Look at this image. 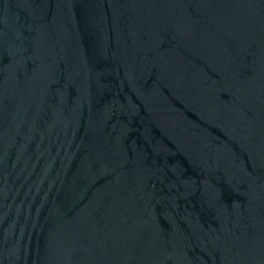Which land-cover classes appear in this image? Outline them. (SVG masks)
<instances>
[{
  "label": "water",
  "instance_id": "water-1",
  "mask_svg": "<svg viewBox=\"0 0 264 264\" xmlns=\"http://www.w3.org/2000/svg\"><path fill=\"white\" fill-rule=\"evenodd\" d=\"M0 264H264V0H0Z\"/></svg>",
  "mask_w": 264,
  "mask_h": 264
}]
</instances>
